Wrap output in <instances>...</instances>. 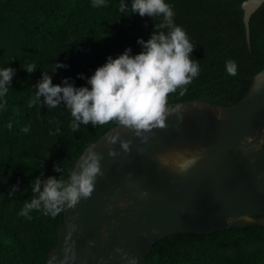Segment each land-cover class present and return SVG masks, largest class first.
<instances>
[{
	"label": "trees",
	"instance_id": "trees-1",
	"mask_svg": "<svg viewBox=\"0 0 264 264\" xmlns=\"http://www.w3.org/2000/svg\"><path fill=\"white\" fill-rule=\"evenodd\" d=\"M119 11L120 0L92 7V0H0V69L15 70L9 91L0 98V264H45L57 243L63 212L55 217L32 210L31 219L18 215L33 197L31 183L61 173L68 178L82 150L114 124L69 127L70 111L61 105L28 107L35 85L48 72L53 84L68 78L86 86L97 67L128 48L142 50L162 17H141ZM195 46L191 58L200 74L169 102L202 100L229 105L246 93L251 77L264 68V2L250 16L249 43L240 7L242 0H165ZM234 60L237 75L226 71ZM64 64L67 67L56 68ZM35 64L28 73L23 67ZM83 77V78H81ZM43 101V97H41ZM11 123V130L7 125ZM30 126L25 133L22 129ZM59 128V132H57ZM43 173V175H41ZM13 186H18L13 191ZM27 190V191H26ZM145 264H264V225L230 227L210 233L177 232L159 239L149 249Z\"/></svg>",
	"mask_w": 264,
	"mask_h": 264
},
{
	"label": "water",
	"instance_id": "water-1",
	"mask_svg": "<svg viewBox=\"0 0 264 264\" xmlns=\"http://www.w3.org/2000/svg\"><path fill=\"white\" fill-rule=\"evenodd\" d=\"M263 2L242 0L240 4L247 43L250 16ZM257 82L264 83V68L251 77L245 95L229 105L197 99L169 102L183 105V122L177 128L176 117L170 116L168 128L154 130L146 145L130 131L113 129L114 125L86 146L72 170H79L81 156L94 145L93 150L103 155L104 176L97 177L91 198L65 209L57 243L45 264H61L65 254L73 253L75 259L65 264H128L117 248L145 264L153 244L173 233L264 225V145L260 140L264 88L255 93ZM217 112L223 119L216 118ZM117 130L133 143L127 155L119 143L114 145L120 156L113 158L108 155L106 136ZM245 138H249L247 151L240 144ZM137 146L145 148V153L139 154ZM177 150L199 152L202 158L185 174L162 167L156 159ZM141 192H147V197L141 198Z\"/></svg>",
	"mask_w": 264,
	"mask_h": 264
},
{
	"label": "clouds",
	"instance_id": "clouds-1",
	"mask_svg": "<svg viewBox=\"0 0 264 264\" xmlns=\"http://www.w3.org/2000/svg\"><path fill=\"white\" fill-rule=\"evenodd\" d=\"M106 0H92V7H104ZM119 11L129 12V5L125 0H120ZM130 13H138L141 17H162L160 23L154 25V31L145 41L138 39L137 43L142 50L131 55V48L124 51L116 58L109 56L100 67H97L89 78V87H75L69 83L68 78L63 80V86L53 84L48 72H43L42 78L35 85L37 89L29 100L28 107L37 104L47 106L48 109L56 108L63 102L70 111L72 121L69 125L73 132H77L81 125L91 124L93 127L114 124L113 129H125L139 139L140 144L146 145L154 135V130H166L167 120L175 116L179 123L183 122L184 111L182 104H169V97L178 92L180 97L185 96L194 78L200 74L199 61L191 58L194 45L190 42L187 32L175 24V13L170 4L165 0H131ZM67 65L56 64V68ZM28 73L36 71L35 64L23 67ZM226 71L229 75H237V64L234 60L226 61ZM15 70L11 67L0 69V98L9 91ZM83 78V77H81ZM264 88V83L257 82L253 91L259 93ZM43 97V101H41ZM216 118L223 119V114L217 112ZM11 130L12 124L7 125ZM23 132L28 133L30 126H25ZM59 132V128L56 130ZM261 145H264V135H261ZM249 138L241 140V147L247 151L246 145ZM119 143L121 150L127 155L132 150V140L123 139L120 131L106 136L108 155L116 158L120 153L113 147ZM260 145V146H261ZM89 147L81 156L76 168L70 171L67 179L63 177V166L57 164L54 171L61 173L59 179L49 176L46 179L35 178L31 183L34 194L30 201L26 200L18 215L31 219L32 210L43 211L52 217L65 211L74 209L81 199H89L95 190L97 177H103L101 168L103 155ZM253 148H256L253 145ZM145 148L137 146L139 154L145 153ZM199 152L189 150L175 151L172 154H161L156 157L162 167L171 168L180 174L187 173L201 159ZM43 175V173L41 174ZM131 178V173H129ZM18 186H13V191ZM27 191V190H26ZM147 192H141L140 197H147ZM121 206H125L121 202ZM111 211V205L108 206ZM231 223V218L228 219ZM75 230V225L70 226ZM155 232V230H153ZM91 243V242H90ZM69 251L65 250V253ZM121 259L128 264H138V258L129 256L121 248L115 249ZM75 254H65L61 264L74 260Z\"/></svg>",
	"mask_w": 264,
	"mask_h": 264
}]
</instances>
